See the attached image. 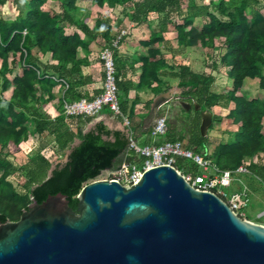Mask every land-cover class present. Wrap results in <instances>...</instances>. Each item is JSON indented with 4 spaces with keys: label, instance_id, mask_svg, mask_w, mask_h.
I'll return each mask as SVG.
<instances>
[{
    "label": "trees",
    "instance_id": "trees-1",
    "mask_svg": "<svg viewBox=\"0 0 264 264\" xmlns=\"http://www.w3.org/2000/svg\"><path fill=\"white\" fill-rule=\"evenodd\" d=\"M11 1L13 7L7 10L9 0H0V223L18 221L29 204L34 201L42 203L49 195L60 192L68 195L70 206L77 211V196L87 183L96 180L106 170L116 169L125 161L137 164L145 161L130 149V137L125 132L112 131L100 123L85 133L84 126L80 124L84 116L74 118L76 122L67 119L63 102L52 95L54 81L48 68L53 69L60 78L69 80L73 73L82 74L83 61L77 57L79 51L90 52V42L78 31L72 32L73 25L82 28L88 36L97 33V36L103 37L102 49L111 42L110 30H101V20L93 26L90 19L83 25L79 24L76 19L81 11L77 5L79 0ZM51 1L60 3L61 13L54 7L44 8ZM91 1L92 11L99 16L105 5L123 8L130 20L136 23L148 21L152 14L160 15V30L154 32L148 42L150 56L144 61L142 81L151 87L159 81V73L169 69L172 76L179 79V87L184 89L181 99L198 102L203 110L211 111L224 101L235 104L227 117L240 129L229 144L214 148L213 160L221 170H236L249 160V172L264 182V157L259 161L252 160L264 152V101L260 98L249 100L242 91L246 80L256 78L260 80L261 90H264L263 1ZM213 8L218 14L212 11ZM67 23L70 25L67 26ZM168 30L177 33L178 45L182 49L194 46L215 49L219 45L225 53L221 56L217 54L218 57L211 55L203 71H194L189 65L175 68L168 64L165 54L158 47ZM94 39L96 37L91 38ZM48 53L57 64L46 66L37 57L38 54L45 56ZM220 66L226 69L233 85L231 89H223L216 94L212 92V87ZM73 86L70 85L71 89ZM9 90L11 96L7 99L5 93ZM45 90L50 94L49 104L48 100L36 94ZM160 92L158 88L156 93ZM81 98L76 96L77 100ZM120 98L124 115L128 100L122 96ZM39 102L45 111L53 102H58L60 116L52 121L44 109L43 112L37 109ZM134 107L128 114L130 118L134 116ZM182 111V117L188 124L191 113L184 108ZM92 119L87 117L83 124L90 123ZM30 122L35 124L33 131L28 126ZM200 124L201 116L192 125L189 139L186 128L180 129L169 120L168 132L156 141H153L151 129L140 131V134L148 135L152 144L181 141L187 149L205 154L209 136L202 135ZM31 136H38L39 148L29 153L28 162L21 166L9 160L10 153L21 149V144L29 141ZM76 139L81 142L72 148ZM71 148L68 161L63 165L58 164L52 177L47 179L56 158H61ZM175 167L186 174L199 173L192 159L178 157ZM12 177L20 190L11 180Z\"/></svg>",
    "mask_w": 264,
    "mask_h": 264
},
{
    "label": "water",
    "instance_id": "water-1",
    "mask_svg": "<svg viewBox=\"0 0 264 264\" xmlns=\"http://www.w3.org/2000/svg\"><path fill=\"white\" fill-rule=\"evenodd\" d=\"M169 97L154 100L143 131ZM178 104L201 112L207 136L213 113L198 102ZM77 200L75 211L68 195H49L18 221L0 223V264H264V225L194 188L173 166H156L130 186L91 181Z\"/></svg>",
    "mask_w": 264,
    "mask_h": 264
},
{
    "label": "crops",
    "instance_id": "crops-1",
    "mask_svg": "<svg viewBox=\"0 0 264 264\" xmlns=\"http://www.w3.org/2000/svg\"><path fill=\"white\" fill-rule=\"evenodd\" d=\"M50 4H51L50 7H54L57 11H59V13L62 12L61 5L58 1H51ZM77 5L79 6L81 10L80 12L77 13V17H76V19L79 21V24L83 25V23H86V21L90 19L93 22L92 24L93 26L95 23H97L98 20H101L102 21V24L100 25L101 30L106 32L109 29L111 39L122 31L127 32L126 35L122 38L120 46L115 52V59H116L117 71L119 72V74L117 72L118 86L120 82L119 98L120 96H122V98H125L124 100H128L127 101L128 105L126 107L127 111H126V114H124V116L128 117L131 120L130 129L133 133V136L132 137L129 136L127 132L129 130V127L124 123L123 118L113 114L107 108H105L99 115L93 117L90 123H85V125L83 124L84 121L89 116H84V118L81 119L80 124L84 126V132L85 133L89 132L90 130L95 129L97 124L102 123L112 131L125 132L130 137V143L132 140H134L140 146L152 144L150 142V137L148 135L142 136L140 134V131L141 132L146 131V130L143 131V122H144V119L148 116L151 110L152 104L157 97L161 96L162 94H166V93L170 94V97L167 100V102L162 104L160 111H159V116L165 115L161 113L162 108L165 105L166 106L172 105V107L179 106L180 108H183L181 105L178 104L179 101H184V102H188L191 104L194 103V102H189L187 100L180 98V95L183 93L184 89L179 87V79L173 77L171 74V70L169 69H165L161 71L159 73V81L155 82L151 87L148 86L147 83L145 84L141 79L142 74L144 72V61L146 60V58L150 56L148 42L151 39L152 34L160 30V15L152 14L148 21H145L143 23H136L135 21L130 20V18L127 16V11L125 12L124 9L121 7L110 8L107 5H105V7L103 8L102 15L99 16L97 13H94L92 11L93 4L91 0H79ZM68 25L70 24L67 23V26ZM91 27H89L90 30H91ZM71 31L72 32L78 31L79 34L83 38H85L87 41L90 42L89 43L90 52L86 53L82 49L79 51L77 57L80 61H83V65L81 66L82 74L73 73L72 75H70L69 80H64L60 78L53 69L48 68L53 78V81H54V86L52 88L53 98L56 100L62 101L63 107L65 103H69V102H73L77 100L76 96H79V97L81 96L82 98L89 99V100L94 99L96 96L102 93L104 89V68H103L102 61L100 60V52L102 50V44L105 41L104 38L97 36V33L95 34L93 33L91 36L90 35L88 36L86 35V33L83 32L82 28H78L77 25H73ZM163 36H164V40L158 44V47H160L163 54H165L168 64L171 66H175V68L178 66H182V65H189L194 71H197L194 69V66L190 65L189 63L181 64V62H177L176 60L178 59L179 56L185 53V51H190V52L196 51L201 46L187 47L184 49L180 48L178 45V41H177V33H175L173 30H168V32L164 33ZM92 37H96V39L91 40ZM36 51L38 52L37 48H36ZM40 56L39 54L37 55V57H39L41 62L46 64V66L48 64H57V62L52 59L51 53H48L45 56H42V55ZM55 73L56 75H54ZM225 76L226 77L223 76V79H225L224 82H221L216 79L214 83L215 87L214 86L212 87V92L219 94L223 89L232 88L233 81L228 77L226 73V69H225ZM249 81H252V80L245 81L243 89H242L243 93L245 91L244 87L248 85ZM169 82L170 83L173 82L174 84L171 89L167 90L165 88V84ZM70 85H74L72 89ZM158 88L161 89V92L159 94L156 93ZM36 94L37 96L43 97L45 100H48L47 102L49 104L50 94L48 91L46 90L44 92L38 91ZM10 96H11V90L5 93V97L7 99H9ZM253 98H256V97H253ZM247 99L251 100L250 98H247ZM121 102L122 101L120 98V105H121ZM222 104L225 105V107H229L228 108L229 112L227 116L229 115L230 111H232L235 108V104L229 103L227 101L222 102ZM133 105L135 106L134 116H132L131 117L132 119H131L130 116H128V114L132 110ZM59 106L60 104L58 102L56 103L53 102L49 106V108L45 111V108L43 107V104L41 102L37 103L36 105L38 110L43 112V109H44L45 111L44 113L52 121H54L56 118H58V116H60V113L58 110ZM170 109L172 108L170 107ZM210 112L213 113V117L214 115L216 116V113L214 110ZM144 115H146V117L143 119ZM222 115L224 116L226 114H222ZM74 118H78V117L67 118V119L76 122L77 119H74ZM157 119L155 120L154 124L150 128L151 130L153 126L155 125ZM201 122H202V117H201ZM263 123H264V119H263ZM30 124L32 125V128L35 127L34 123L30 122ZM212 127H213V124L210 128L212 129ZM239 129L240 128L238 126V130ZM157 139H153V141H156ZM75 142H78L77 145H79L81 141L79 139H76ZM140 142H142L143 144H140ZM222 144H225V143L223 142ZM77 145L72 146V148H74ZM72 148L66 151V154H65L66 158L64 162L61 163L62 165L68 161ZM214 148L215 147H212V148L208 147L207 149L209 153L208 157L211 158L212 160H213L212 156H213ZM137 155L142 157L139 154ZM131 163L137 164L135 162H131ZM249 164H250V161L247 160L245 163H243L240 166L247 167V165ZM198 170L199 172L201 171L199 168ZM246 173L251 174L249 170ZM239 174H243V173H239ZM241 184H242V189L240 188L241 190L234 192V193H239L245 187H247L249 199L258 197L259 188L261 187V186H258L259 184L257 185L255 184V182H243V181H241ZM263 215H264V212L259 213V217H262ZM249 220L255 223L264 225V222H260V221L253 220L250 218Z\"/></svg>",
    "mask_w": 264,
    "mask_h": 264
},
{
    "label": "built area",
    "instance_id": "built-area-1",
    "mask_svg": "<svg viewBox=\"0 0 264 264\" xmlns=\"http://www.w3.org/2000/svg\"><path fill=\"white\" fill-rule=\"evenodd\" d=\"M126 33V31H122L113 37L110 44L105 46L100 52V60L104 68V89L102 93L91 100L81 98L73 102L65 103L64 114L68 118L79 116L95 117L107 108L113 114L123 118L124 123L129 127L127 132L129 136L132 137L133 133L130 129L131 120L125 117L121 111L115 59V52ZM23 34L25 35L26 31H24ZM167 132L168 118L165 115L159 116L152 128V136L154 139H157L160 136H164ZM130 149L144 157L145 161L140 165L124 162L114 170L104 171L96 180L117 181L123 185L130 186L134 185L144 172L156 166L168 165L175 167L178 157L192 159L201 170L198 174H186L175 167L178 172L184 176L185 180L198 190L215 192L226 201L238 216L245 220H249L246 213L243 212V208L247 207L249 203L247 187L239 193H233L231 196L224 190L217 191L219 187L229 188L235 180L236 174L248 172L246 166H240L236 170H221L216 163L208 157V151H206L205 154L195 153L187 149L180 141H167L160 145L147 144L145 146H140L132 140ZM262 186L264 189L263 181Z\"/></svg>",
    "mask_w": 264,
    "mask_h": 264
},
{
    "label": "rangeland",
    "instance_id": "rangeland-1",
    "mask_svg": "<svg viewBox=\"0 0 264 264\" xmlns=\"http://www.w3.org/2000/svg\"><path fill=\"white\" fill-rule=\"evenodd\" d=\"M217 2L218 0H205L206 3L210 2ZM264 3V0H262ZM11 0H9L6 9L11 10L12 4ZM51 6L50 3H47L44 8L49 9ZM213 12L217 13V10L215 8L212 9ZM225 50L220 48L219 45L215 49H207L205 47H199L198 50L196 51H185L181 56L178 57L176 60L177 62H181V64H187L189 63L190 65L194 66V69L197 71H203L206 70V66L208 62H210V56H221L223 55ZM219 54V55H217ZM223 76H225V68L220 66L218 73H216V79L224 82L225 79H223ZM173 82H169L165 84V88L167 90L171 89L173 87ZM214 86V85H213ZM1 87V83H0ZM215 87V86H214ZM245 91V96L246 98H260L264 101V90H261L260 88V80L258 78L252 79V81H249L248 85L244 87ZM170 107L172 109H170ZM229 107H225L222 103L217 105L216 108L214 109L216 116L214 115L213 117V127L212 129L209 128L207 131V136H209V146L208 147H216L218 145H223L222 143L224 142L225 144H229L231 141H233L236 137V132L238 130V126L233 123L232 119H228L227 114L229 112L228 110ZM187 111V110H186ZM191 113V116L188 119V124L186 123V119L183 118V111L182 108L179 106L177 107H172V105L164 106L162 108V114L167 115L169 122L176 124L180 129L181 128H186L187 135L190 133V131L193 129L192 125H194V122L196 120L200 119L201 113L196 111L194 108L189 110ZM211 111V110H210ZM188 112V111H187ZM226 114V115H222ZM202 117V116H201ZM191 126H190V125ZM201 125V124H200ZM28 126L30 127V130H34L32 128V125L28 123ZM189 139V135L188 138ZM140 144H143L140 142ZM21 149L19 150H13L10 153L9 160L14 162L17 165H25L28 160H29V153H31L33 150L36 148H39V138L38 136H31L29 141L24 142L20 146ZM66 154V153H65ZM264 157V152L256 155L253 157L252 160L254 161H259L261 158ZM66 156H62L61 158H56L54 161V164H61L64 162ZM11 180L14 182L18 190H20V187L17 183V181L12 177ZM241 181L243 182H255V184H259L258 186H261L259 188L258 192V197L256 198H250L249 203L247 207L243 208V212L247 214V218L257 220L260 222H264V215L262 217H259V213L264 212V189L262 187L261 181L254 177L253 175L249 173H243V174H236L235 175V180L232 182V185L230 188H224V187H219L218 190H224L225 192L228 193L229 196H231L234 192H237L242 189V184ZM241 188V189H240Z\"/></svg>",
    "mask_w": 264,
    "mask_h": 264
}]
</instances>
